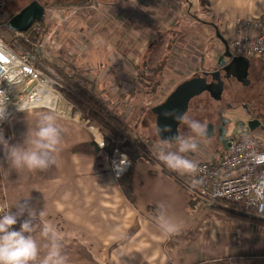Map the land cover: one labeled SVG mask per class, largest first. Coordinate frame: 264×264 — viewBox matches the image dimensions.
<instances>
[{
	"label": "crops",
	"instance_id": "obj_1",
	"mask_svg": "<svg viewBox=\"0 0 264 264\" xmlns=\"http://www.w3.org/2000/svg\"><path fill=\"white\" fill-rule=\"evenodd\" d=\"M173 1L176 5L188 2ZM208 2V14L226 24L242 16L264 17V0ZM169 7L176 11L173 5ZM134 46L139 49L140 45L135 42ZM84 60L78 58L77 62ZM44 103L58 104L57 100ZM68 113L17 114L0 131L5 141L0 143L3 195L9 207L26 201L36 214L31 235L39 250H50L53 243L51 234L42 235L44 225L50 224L60 251H72L67 260L73 264H264V226L242 220L237 210L204 200L195 210L190 209L191 192L177 181L184 180L187 173L169 174L170 170L140 159L134 170L136 202L129 201L110 174L102 148L94 149L98 137L88 127V120L80 112ZM45 115L54 116L61 132L52 154L55 164L46 170L15 168L10 149L29 147L27 139ZM98 136L107 148L106 140ZM221 156L217 153L214 158ZM28 218L25 212L18 217L17 226ZM167 224L176 225L179 231L167 233L162 227ZM40 261L37 257L33 264Z\"/></svg>",
	"mask_w": 264,
	"mask_h": 264
},
{
	"label": "rangeland",
	"instance_id": "obj_2",
	"mask_svg": "<svg viewBox=\"0 0 264 264\" xmlns=\"http://www.w3.org/2000/svg\"><path fill=\"white\" fill-rule=\"evenodd\" d=\"M33 1L3 0L2 20L9 21ZM36 1L45 8V18L31 27L30 35L19 38V44L26 52L57 76L73 75L74 83L89 91L94 90V97L107 104L116 116H122L132 143L142 146L140 149L157 164L163 163L158 158L159 152L178 151L177 144L169 147L159 141L156 118L151 110L162 104L183 82L203 71L217 68L218 58L225 52L217 31L228 42L232 35L230 24L210 16L208 4L203 6L201 0H188L181 5H176L173 0H90L84 4L69 0H59L60 4L55 0ZM94 2L95 8H91ZM162 37L161 42H156ZM135 42L140 45L139 49L134 46ZM78 58L85 60L79 64ZM249 59L251 83L248 86L243 87L232 80L226 83L222 101L216 102L209 94L201 95L191 102L186 116L205 124L218 123V113L223 109L225 117L237 126V130L230 134L238 137L244 131L241 122L247 119L242 110V104H246L250 111L260 110L257 113L264 126V61L259 57ZM161 62L162 65L167 63L164 71L159 68ZM148 70L157 72L152 74ZM69 93L74 94V91L69 83H65L63 95L74 107L72 115L80 112L88 120V127H94L106 140L108 148L110 139L87 112L69 98ZM227 104H232V108L228 109ZM64 109L62 106L59 112H64ZM180 135L195 138L197 150L182 155L197 165L215 160L217 153H227L214 139L195 137L185 123L180 127ZM255 135L264 146V131L259 130ZM130 151L134 152L132 148ZM1 174L0 154L2 181ZM220 205L241 211L230 203L220 202ZM10 208L14 213L17 211L16 204H10ZM248 220L264 226L250 217ZM48 251L39 250L38 262ZM69 254L72 251L61 250L66 264H73L67 260ZM82 254L85 255L84 252Z\"/></svg>",
	"mask_w": 264,
	"mask_h": 264
},
{
	"label": "built area",
	"instance_id": "obj_3",
	"mask_svg": "<svg viewBox=\"0 0 264 264\" xmlns=\"http://www.w3.org/2000/svg\"><path fill=\"white\" fill-rule=\"evenodd\" d=\"M2 7L3 0H0V91L7 97L0 131L11 117L21 113H57L65 106L63 113L68 116L67 108L72 111L74 107L63 95L65 82L19 44V38L30 35L33 28L26 33L9 31L7 23L1 18ZM91 8H95V2ZM229 28L232 35L228 45L234 57H259L264 61V17L242 16ZM45 100H57L58 104L50 106L44 103ZM90 128L99 135L98 130ZM101 151L110 174L115 180H121L130 170L127 155L119 151L109 153L106 146H102ZM224 152L227 153L213 161L201 162L195 173L186 175L184 185L215 206L220 202L230 203L240 208L238 212L264 220V162H257L256 159L264 155V146L256 137L244 135L232 141ZM5 205L7 208L0 211V216L5 211L12 212L0 185V208ZM12 228L19 230L17 224Z\"/></svg>",
	"mask_w": 264,
	"mask_h": 264
},
{
	"label": "clouds",
	"instance_id": "obj_4",
	"mask_svg": "<svg viewBox=\"0 0 264 264\" xmlns=\"http://www.w3.org/2000/svg\"><path fill=\"white\" fill-rule=\"evenodd\" d=\"M0 119L5 117L7 97L0 91ZM165 117H171L178 121H183L188 125L195 137H207V124L188 118L183 114L175 112H165ZM171 132V127L165 125L163 128H157V133ZM61 140L60 129L55 125V118L52 115H45L39 124L31 139H27L29 147H12L9 151V158L15 168L27 167L29 170H46L55 164L53 153L57 150V145ZM178 145L176 152H159L158 158L169 169L182 173H195L198 165L192 160L182 155L183 153L195 152L198 144L194 137H184L177 135L169 140H163L162 143L171 147L172 141ZM0 143H5L3 136L0 135ZM257 162H264V155L256 157ZM18 211L12 213L5 211L0 216V264H33L39 255V248L36 240L31 233L34 231L33 218L35 213L27 205V202H18L16 205ZM7 205L0 208L4 211ZM27 212L28 219H25L19 230H13L12 226L18 222V217ZM41 217L45 215L43 211L39 213ZM169 234H175L179 228L173 224L162 225ZM51 234L53 243L47 255L40 261V264H66V258L61 255L59 244L55 243V231L50 224H45L42 235L48 237Z\"/></svg>",
	"mask_w": 264,
	"mask_h": 264
},
{
	"label": "water",
	"instance_id": "obj_5",
	"mask_svg": "<svg viewBox=\"0 0 264 264\" xmlns=\"http://www.w3.org/2000/svg\"><path fill=\"white\" fill-rule=\"evenodd\" d=\"M45 18V8L38 2L33 1L28 6L23 8L17 15L13 16L7 23L9 31L13 33H26L36 23H41ZM218 37L224 45L225 52L218 62V67H223L226 59L231 60L228 66H224V72L228 79L235 78L244 87L251 82L249 70L251 67V60L246 56L234 57L230 51L228 42H226L222 35L218 33ZM224 80L220 72H207L203 76L194 77L191 80L180 84L159 106L154 107L151 112L156 118V134L160 142L169 140L172 137L180 135V127L183 121L175 120L171 117H165V112H175L176 114L186 115L189 111L191 102L207 93L216 102L223 99ZM230 107V105H229ZM165 125L171 127V132L157 133V128H163ZM208 136L202 137L209 140L213 137L212 125H208ZM181 136V135H180ZM230 140L223 141V145H227ZM173 140L171 145H175ZM229 145V144H228ZM228 150V146L224 147Z\"/></svg>",
	"mask_w": 264,
	"mask_h": 264
},
{
	"label": "trees",
	"instance_id": "obj_6",
	"mask_svg": "<svg viewBox=\"0 0 264 264\" xmlns=\"http://www.w3.org/2000/svg\"><path fill=\"white\" fill-rule=\"evenodd\" d=\"M57 3H59V0H55ZM73 2H78L79 4H84L89 2L90 0H69ZM201 3L203 6L208 4V0H201ZM60 4V3H59ZM3 10V7H2ZM4 23H8V21H5ZM163 39L159 38L156 42H161ZM153 50V47L151 48ZM37 53V50L35 51ZM152 52V51H151ZM167 57V56H166ZM63 65V64H62ZM167 66V63H164L162 65H159V68H162L163 71L165 70ZM64 69V68H63ZM71 72H74L73 70H70ZM152 74H155L157 71L156 70H148ZM58 72V71H57ZM61 74V73H59ZM66 74V73H65ZM147 74V72H146ZM63 75V74H62ZM62 75L59 77L65 82L69 83L71 88L74 91L73 93H69V98L79 107H81L85 112H87L88 116L95 121L102 131H104V134L107 135V137L110 139V144H108V151L109 153L113 151H119L120 153H123L127 155L129 161H130V170L129 172L121 179L119 180L120 186L122 188V191L126 198L131 201L132 203L136 202V196L134 192V170L136 168L137 162L140 159H145L149 164L152 166H161L163 169L170 170L166 165L163 166L164 163H158L156 161H153L146 155L143 149H140V147L136 144L132 143L131 138L129 135L126 133V124L122 120V116L118 117L114 113L110 111V108L108 107L107 104L103 103L100 101L98 98L94 97L92 93L94 94V90L89 91L85 87L79 86L76 83H74V76L72 75L71 77H67L69 75ZM74 75H76L74 73ZM64 92V90H63ZM103 134V133H102ZM141 145V144H140ZM102 141L101 138L98 136L97 141L93 144L94 149H100L102 148ZM130 148L134 152L130 151ZM143 148V147H142ZM173 173L172 171H169V174ZM175 177V175L173 176ZM178 182H180L182 185L184 184V180L178 178ZM0 183H1V178H0ZM189 189V188H188ZM192 200L189 205L190 209H196L198 206L201 205V202L203 201L201 197H198L197 194L190 190ZM201 201V202H200ZM240 214V213H239ZM243 218L249 219L250 216L241 214ZM254 222L264 225V220L255 218V217H250ZM261 222V223H260ZM263 222V223H262Z\"/></svg>",
	"mask_w": 264,
	"mask_h": 264
},
{
	"label": "flooded vegetation",
	"instance_id": "obj_7",
	"mask_svg": "<svg viewBox=\"0 0 264 264\" xmlns=\"http://www.w3.org/2000/svg\"><path fill=\"white\" fill-rule=\"evenodd\" d=\"M222 55H224V54H221V56ZM220 57L218 59H220ZM217 62H219V61H217ZM230 62H231V60L226 59V63L224 64V66H228L230 64ZM224 66L223 67H218V64H217V68H215L213 71H208V72H220V74L222 76V79L224 80V89H225L226 83H228V82H230L232 80H236V79L235 78H230V79L227 78L226 73L223 70ZM204 73H207V71H203V72L200 73V75L197 74L195 77L203 76ZM249 74H250V70H249ZM237 83L239 85L243 86L238 81H237ZM205 94H207V93H205ZM205 94H203V95H205ZM229 105H230V107H229ZM227 108L231 109L232 108V104H227ZM242 110L245 111V114L247 115V119H246V121L241 122L242 123L241 127L244 129V131L242 133H240V136H238V137L230 134V132H232L233 130H237V128H236L237 126H234L231 123V120L227 119L225 117L223 109L221 111H219V113H218V117H219V122L218 123L209 122L207 124V126L208 125H212L213 126V128H212L213 137L211 139H214L223 148L226 147V146L229 147L230 143L232 141H234L237 138H240V137H242L244 135H251V136L257 137L255 134L259 130L264 131V126L262 124L261 117L257 113L260 110H257L255 112L250 111L248 105H246V104H242ZM211 139H209V140H211ZM225 140H230L229 143H228L229 145L228 144L225 145V146L223 145V141H225Z\"/></svg>",
	"mask_w": 264,
	"mask_h": 264
}]
</instances>
